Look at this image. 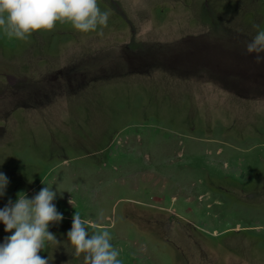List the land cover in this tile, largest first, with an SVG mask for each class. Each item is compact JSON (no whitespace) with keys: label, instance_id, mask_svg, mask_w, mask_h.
<instances>
[{"label":"rangeland","instance_id":"1","mask_svg":"<svg viewBox=\"0 0 264 264\" xmlns=\"http://www.w3.org/2000/svg\"><path fill=\"white\" fill-rule=\"evenodd\" d=\"M0 264H264V0H0Z\"/></svg>","mask_w":264,"mask_h":264}]
</instances>
